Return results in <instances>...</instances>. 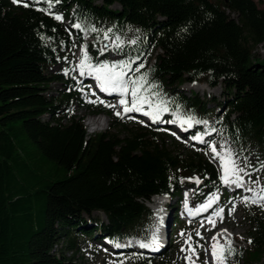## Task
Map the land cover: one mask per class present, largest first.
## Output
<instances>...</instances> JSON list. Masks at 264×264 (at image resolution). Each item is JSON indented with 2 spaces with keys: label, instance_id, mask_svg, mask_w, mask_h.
I'll return each mask as SVG.
<instances>
[{
  "label": "trees",
  "instance_id": "1",
  "mask_svg": "<svg viewBox=\"0 0 264 264\" xmlns=\"http://www.w3.org/2000/svg\"><path fill=\"white\" fill-rule=\"evenodd\" d=\"M24 2L27 7L0 0V264H77L81 242L99 239L125 264H176L169 251L118 245L149 241L153 215L146 204L162 194L180 197L184 178L200 180L195 204L222 189L215 164L201 154L210 144H229L253 159L251 171L263 169L264 57L258 59L255 48L264 45V2ZM103 44L111 50L104 52ZM76 52L93 65H130L123 69L129 79L146 74L141 94L154 105L166 102L164 121L172 115L202 121L191 132L208 134L196 145L199 151L170 149L162 143L168 134L156 133V126H127L107 102L90 100L89 84L82 86L74 73ZM50 67L58 72L48 75ZM54 83L60 89L45 96ZM185 83L222 87L227 96L221 102L186 96L180 89ZM75 107L108 114V129L88 135ZM244 219L252 243L232 247L225 264H264V213L250 204Z\"/></svg>",
  "mask_w": 264,
  "mask_h": 264
},
{
  "label": "rangeland",
  "instance_id": "2",
  "mask_svg": "<svg viewBox=\"0 0 264 264\" xmlns=\"http://www.w3.org/2000/svg\"><path fill=\"white\" fill-rule=\"evenodd\" d=\"M256 3L259 2H264V0H254ZM112 9H118L117 6H113ZM104 45V44H103ZM104 52L110 51V47L108 44H106V47H103ZM255 55L259 56L258 59H262L264 57V45L260 47L257 46L255 48ZM117 55L115 54H110L108 57L113 63H117ZM261 57V58H260ZM79 58V53L76 52L73 57V65H74V73L76 74V79L79 81V83L82 84V86L91 83V78L87 79L86 75H81L80 74V69L78 68V61H80ZM108 64V63H104ZM109 65V64H108ZM116 71H120V69H116ZM58 72L57 67H50L47 71V74H55ZM82 80V81H81ZM192 83H185L183 84L180 89L184 92L186 96H190L191 93H196L199 95V97L211 100L212 98L215 99L217 102H221L225 97L227 96L226 93H224L222 87H216V88H210L208 85L204 83L203 85H190ZM89 87V92L91 94L90 100H99V101H104L107 102V105H113V107H108L112 114L115 115V113L119 112L121 113L119 117V120L126 124L127 126H137V127H142L146 126L144 122H138L136 121L137 119H133L132 115H137V111H133L130 113H124L123 107L120 106L119 100L117 98H111L109 100H106L102 96H96L94 94L95 89L88 85ZM199 88H202L199 90ZM60 89V84H52L51 90L45 93V96H49L51 94H55L56 91ZM129 100L128 98H126ZM210 108L214 109L216 112L219 111L217 106L214 103H211ZM74 115L76 116H84V121L86 123V120L88 118L96 117V115H92L87 113L85 110L80 109L78 107H75L74 110ZM105 116V115H104ZM88 117V118H87ZM106 119V120H105ZM103 119L105 121V125L101 126L99 130L95 129L92 130L91 132L89 129L88 135H95L101 132H104L108 129V126L111 122V118L107 116ZM45 121L47 119H44ZM168 122H163L160 125H157L155 132L156 133H166L168 136H163L162 143H165L166 147H169L170 149H174V146L177 147H186V148H192L193 151H199V149H196V145H198L200 142H202L203 139L206 138L208 134H205L202 137V140H195L190 138L189 136H186L185 138H182L178 132L176 131H167L168 129L165 128ZM171 123V122H170ZM207 123H203L205 126ZM210 134V133H209ZM196 137V136H194ZM217 147V151L221 153V155L224 154V150L230 151L233 156L237 159V162L240 167H244L246 172H249L250 175L244 176L243 173L241 175L245 177L247 182L249 181H259L258 184L256 183H249L251 188H253L257 193L259 192L260 188L264 187V168L263 169H257L256 171H251V165L254 163L253 159L250 158L249 160H246L242 158V156L237 155L233 149L230 147L229 144H221V142H217L215 144ZM221 145H223V151H221ZM201 154L204 157H208L216 166L217 170L219 171L221 175V168H220V163L219 161L215 158V154L211 151L209 148V151L201 152ZM251 162V163H249ZM262 170V171H261ZM262 172V173H261ZM248 188V187H247ZM220 195V193H218ZM254 193L253 192H248L245 190H240L237 194L234 196L227 190L224 191V201L223 205L226 207L224 210V222H221L218 227L216 228L215 231L208 232L210 225L204 226V223H201L199 220L191 219L188 218L191 217L192 215H195V213H182L180 207L177 211L174 210L176 209V204L175 199L172 201V207L171 213L168 217V225L166 228V231L164 232V237L167 238V242L164 245L161 253L163 252H168V256H170L173 260L174 263L176 264H216V262L213 261L212 257V245L213 243H217V254H220V245H224L225 241H228V237H232L233 241H231V246L232 247H238L241 249H244L246 246L247 240L250 239V236L248 234L249 227L247 223L245 222L244 215H245V208L246 205L242 201V197L248 196V197H253ZM206 202V201H204ZM232 204H235V211L231 214L228 215V210L232 207ZM149 205V204H147ZM255 206H258L261 209V212L264 213V207L259 206L258 204H254ZM174 206V207H173ZM227 207L229 208L227 210ZM180 212L179 215L176 216L175 213ZM176 216V217H175ZM93 218H99L100 220L106 222L105 217L97 212H94L92 214ZM175 217V218H174ZM222 221V220H221ZM226 229L227 231L224 232L222 230ZM197 231L200 233V235H196ZM183 233V235H181ZM225 233L227 234V238L224 239L222 234ZM219 234V235H217ZM189 236H191V239L189 240ZM213 236H217V242H214L212 240ZM185 241H188L185 243ZM193 242V246L192 245ZM229 242V241H228ZM197 246V248H196ZM81 253L78 254L75 259L77 261V264H118V261L121 262V264H125L124 258L125 257H120L116 252L113 251L107 245L106 243H103L100 239L99 240H92V241H82L81 242ZM184 248L185 251H181V249ZM196 249V250H195ZM200 249L204 251L203 255L200 253ZM196 253V254H195ZM202 256V258H201ZM185 257H188L189 259H185ZM119 258L121 260H119ZM260 264V263H258Z\"/></svg>",
  "mask_w": 264,
  "mask_h": 264
},
{
  "label": "snow or ice",
  "instance_id": "3",
  "mask_svg": "<svg viewBox=\"0 0 264 264\" xmlns=\"http://www.w3.org/2000/svg\"><path fill=\"white\" fill-rule=\"evenodd\" d=\"M13 3L17 4H24V6H28L27 3L24 2V0H12ZM36 2H39V0H36ZM49 4L51 6V0H49ZM55 19L61 20L62 17L55 16ZM76 27H79V25H76ZM95 31V29H93ZM109 32L111 29L108 30ZM105 37L107 38V33L105 34ZM82 53L84 52V49L81 50ZM120 67L121 71H116V68ZM140 67H143L141 64ZM78 68L80 69V74L84 75L85 70H88L90 73L95 74V79L97 80L98 84L97 86L100 88L102 92L105 93H118L121 96V99L119 100L120 106L123 107L124 113H130L133 111L140 112L143 110V106L145 104L148 105V108L150 110L154 111H143L144 115H151L153 121L157 120L159 118L161 111H167L166 106H164V103L161 104H152L150 102L151 97H145L141 93L145 91L144 85L142 83H139L140 81H146V74L141 75L140 77H137L136 79H129L127 78V73L123 71L124 68H130V65L124 64V65H108V64H101V65H93L90 62H88V58L86 54H84L80 60V63L78 65ZM134 71H139V68L134 69ZM150 88H155V85H149ZM130 95L131 100H127L125 97ZM159 96V93H152V97ZM90 103H95V101H89ZM100 103H104V101H100ZM108 107H113V105H106ZM115 115L120 116L121 113L117 112ZM192 118L189 117L188 119H185L182 121V123L190 124V120ZM206 123V122H205ZM195 140H202V137L196 136L193 137ZM211 151L215 154V158H219L221 162V176L220 180L224 184H233L236 187H242L244 183V178L241 173L244 174V176L250 175L249 172L245 171L244 167H240L237 159L233 156V154L228 151L224 150V154L221 155L220 152L217 151L216 145L210 144L209 145ZM221 149H223V145L220 146ZM261 168H264V164H261ZM257 169H253V171H256ZM248 183H256L258 184L259 181H249ZM245 191L247 192H253V197L244 196L242 197V201L245 203L246 206H249L250 204H258L261 207H264V187L260 188L259 192L257 193L253 188H246ZM216 201V197L213 199H210L207 201L206 204L201 205L199 209H197V212L202 210H207L210 208ZM235 204H232V207L228 210V215H231L235 211ZM224 209H219L214 212V215L221 217V220L223 219L222 213ZM209 223L212 224L213 227H215V222L212 220V217H208ZM226 232L227 230H222ZM183 235V233H181ZM196 235H200V233L197 231ZM219 235V234H217ZM191 239V236H189V240ZM212 240L214 242H217V236H213ZM188 241H185L187 243ZM249 243H252L251 240H249ZM150 245L154 246L157 245V239L155 234L153 235L152 240L149 243H142L141 247H149ZM181 251H185L184 248L181 249ZM212 257L213 261L216 262V264H225L226 258L228 255H231L234 252V249L231 246V243L228 241H225L224 245H220V254H217V243H213L212 245ZM185 259H189L188 257H185ZM207 264V262H206Z\"/></svg>",
  "mask_w": 264,
  "mask_h": 264
},
{
  "label": "bare ground",
  "instance_id": "4",
  "mask_svg": "<svg viewBox=\"0 0 264 264\" xmlns=\"http://www.w3.org/2000/svg\"><path fill=\"white\" fill-rule=\"evenodd\" d=\"M76 26V25H75ZM190 85H203V84H198V83H192V84H190ZM203 87H205L204 85H203ZM197 88H198V86H197ZM202 88H199V90H201ZM43 119H47L48 120V116L47 115H44L43 117H42ZM103 119H105L103 116H98L97 118H93V119H89V120H87L86 121V126H87V128L91 131V132H93L92 130H95V129H97V130H99V129H101L100 127L101 126H104L105 125V121L103 120ZM106 120V119H105ZM229 188H230V185H229ZM231 188L233 189V190H231L230 191V193L234 196L236 193H238V190H240V189H238V187H236L235 185H233V184H231ZM150 205H152L154 208H155V212H156V226L154 227V229H153V231H152V234H151V240H152V238H153V235L155 234V236H156V239H157V244L158 243H160V238L161 237H163L164 236V232H163V230L161 229V224H162V200L160 199V197H158V198H154V201H153V203L152 204H150ZM166 218L168 219V215H166ZM165 221H166V219H165ZM166 225H167V223L165 222V227H166ZM227 234H225V233H223L222 234V236L224 237V239H226L227 238V236H226ZM228 241L229 242H231V241H233V238L232 237H228ZM165 244H166V242H165ZM129 245H133L134 247H138V246H141V243H139V242H137V241H134V240H131V241H129ZM164 244H162L161 246H163ZM152 246V245H151ZM156 245H154V246H152V248L153 247H155ZM140 253H144L143 251H141ZM151 254H155V253H151Z\"/></svg>",
  "mask_w": 264,
  "mask_h": 264
},
{
  "label": "water",
  "instance_id": "5",
  "mask_svg": "<svg viewBox=\"0 0 264 264\" xmlns=\"http://www.w3.org/2000/svg\"><path fill=\"white\" fill-rule=\"evenodd\" d=\"M103 47H106V44H104Z\"/></svg>",
  "mask_w": 264,
  "mask_h": 264
}]
</instances>
